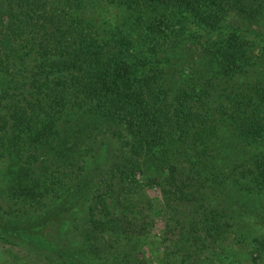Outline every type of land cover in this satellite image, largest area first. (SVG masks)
Instances as JSON below:
<instances>
[{
	"label": "trees",
	"instance_id": "16d2710c",
	"mask_svg": "<svg viewBox=\"0 0 264 264\" xmlns=\"http://www.w3.org/2000/svg\"><path fill=\"white\" fill-rule=\"evenodd\" d=\"M237 139L264 142V0H0L5 190L21 218L48 210L28 235L54 244L48 264H145L151 185L177 210L159 264L230 244L264 264V235L208 203L264 198V150L230 162Z\"/></svg>",
	"mask_w": 264,
	"mask_h": 264
},
{
	"label": "rangeland",
	"instance_id": "374dc122",
	"mask_svg": "<svg viewBox=\"0 0 264 264\" xmlns=\"http://www.w3.org/2000/svg\"><path fill=\"white\" fill-rule=\"evenodd\" d=\"M259 142L260 144L253 146L250 142H245L244 140L237 139L235 142L232 141L230 143L231 148L227 150L229 152L228 161L237 164L240 161L249 159L253 153L263 152L264 142ZM220 167L222 171H226L227 162H221ZM4 168L5 166L1 165L0 161V237L6 241L5 244H0V264H48L50 258L46 253L54 251L55 248L52 249L54 244H49V241H45L43 237L36 238L35 240L28 238L29 233H38L41 231V227L44 223L39 219H43L41 215H43V212H48V210L40 206L33 209L32 213L28 214L32 217L21 218V211H18L19 206H13L12 203H10L11 201L8 198V193L5 190ZM138 178H140V175H138ZM151 186L153 187L145 186L139 188V197L146 201L145 203L143 201V204L140 203V216L141 218H143V216L147 217V223L152 221L153 225L149 226L146 230V233H148L143 238L142 251H144V253L142 254L144 256L140 254V256L137 257L141 258L145 264H159L161 261L157 260H161L163 251H175V243L172 245V248L171 243L177 240V231L174 230V227L177 228V226L175 225L176 223L170 221L169 218L172 215H176L177 210L175 212L173 208L169 206L164 209L159 202L158 191L154 189V185ZM214 191L215 195L212 194V192L208 194V203L213 205L212 207L218 210L222 208L227 214L233 215L232 217L240 224V227H245L248 232H252L253 236L264 235L263 197H258L256 200L254 198L251 199L252 197H246L241 193L230 190H224L223 193V191L217 188ZM49 205L52 207V211L49 212L50 215H55L53 219L48 220L49 222H54L63 218L67 219L69 217L70 212L68 213L69 209L67 206L62 207L53 203H49ZM10 220L13 224L9 223ZM63 231H67V228L65 227ZM51 233L54 234L53 231ZM232 237L233 235L230 236V239H232ZM163 238L164 242L161 244ZM224 245L228 244L224 243ZM240 246L241 249H238ZM240 246L230 244L227 247L231 250L224 248L222 252H218L220 250H217V253L215 249H211L210 252H204L201 258L207 256V259H209V261L211 260L213 264H217L219 261H222L224 264H246L249 256L247 253H243L244 246ZM6 251L9 253H6ZM248 251H250V249L247 250V252ZM173 257L175 261H177L179 259V254L175 256L173 254L172 258Z\"/></svg>",
	"mask_w": 264,
	"mask_h": 264
}]
</instances>
